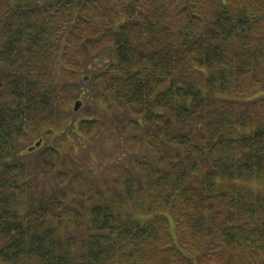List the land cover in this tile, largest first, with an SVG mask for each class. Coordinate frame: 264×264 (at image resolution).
Masks as SVG:
<instances>
[{
  "label": "trees",
  "instance_id": "16d2710c",
  "mask_svg": "<svg viewBox=\"0 0 264 264\" xmlns=\"http://www.w3.org/2000/svg\"><path fill=\"white\" fill-rule=\"evenodd\" d=\"M69 79L103 190L43 147ZM0 264H264V0H0Z\"/></svg>",
  "mask_w": 264,
  "mask_h": 264
},
{
  "label": "rangeland",
  "instance_id": "374dc122",
  "mask_svg": "<svg viewBox=\"0 0 264 264\" xmlns=\"http://www.w3.org/2000/svg\"><path fill=\"white\" fill-rule=\"evenodd\" d=\"M68 82L74 85V89L68 87V91L72 94L70 95L69 105L66 106L65 110L69 112L68 114L75 125L66 129L63 135L57 133L59 130H56L50 138L44 140L43 147L52 146L61 153L62 158L67 156L69 158L68 168L81 173L88 181L90 179L95 186L103 190L104 187H111L114 184L113 180L116 177L114 174L117 171L116 165L125 161V154L122 145L115 143L111 131H106L104 134L98 133L96 137H89L86 134L85 124L88 120L98 117L110 126V117L101 110L102 106L98 102L91 99L88 83H78L75 79H69ZM82 94L86 102L83 106L81 104L78 112H74L72 110L73 105L76 101L81 102L80 96ZM80 123H84V127L77 130L76 127ZM20 147L22 148L19 150L23 155L30 153L28 149L33 148L32 145ZM35 155L33 154L30 157L33 159ZM40 180L42 184L51 183V179L45 174H42ZM252 187L261 190L262 186L261 184L260 186L259 184H252ZM60 189L65 193H70V188L67 186L60 187ZM168 228L170 235L176 239L174 225L171 223Z\"/></svg>",
  "mask_w": 264,
  "mask_h": 264
},
{
  "label": "water",
  "instance_id": "95a60500",
  "mask_svg": "<svg viewBox=\"0 0 264 264\" xmlns=\"http://www.w3.org/2000/svg\"><path fill=\"white\" fill-rule=\"evenodd\" d=\"M81 102L80 101H76L73 105V111L74 112H77L79 110V108L81 107ZM42 140H39L36 144H35V147H39L40 144H41ZM34 147V148H35ZM33 148H30L29 151H31Z\"/></svg>",
  "mask_w": 264,
  "mask_h": 264
}]
</instances>
